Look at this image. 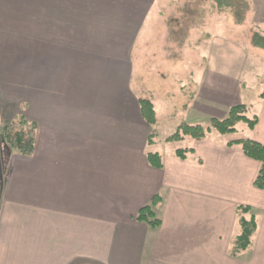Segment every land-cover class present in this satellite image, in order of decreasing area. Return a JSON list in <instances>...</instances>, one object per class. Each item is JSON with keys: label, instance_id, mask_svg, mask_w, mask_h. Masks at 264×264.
I'll return each mask as SVG.
<instances>
[{"label": "crops", "instance_id": "1", "mask_svg": "<svg viewBox=\"0 0 264 264\" xmlns=\"http://www.w3.org/2000/svg\"><path fill=\"white\" fill-rule=\"evenodd\" d=\"M245 1L244 22H228L222 39L204 23L207 8L189 0H0V128L19 117L36 127L31 156L9 149L0 133V264H264V190L254 185L261 163L214 129L171 147L156 108L150 125L140 106L174 79L170 64L184 82L159 95L190 99L203 86L210 106L185 103L180 125L210 124L243 104L239 94L254 90L240 77L264 63L248 36H264V0ZM228 45L243 48L238 80L219 73L235 70L224 64L236 60L223 53ZM259 91L258 105L244 104L258 123L241 129L264 145V85ZM176 149L193 152L181 159ZM155 197L158 228L137 220ZM240 206L257 231L233 257Z\"/></svg>", "mask_w": 264, "mask_h": 264}, {"label": "trees", "instance_id": "2", "mask_svg": "<svg viewBox=\"0 0 264 264\" xmlns=\"http://www.w3.org/2000/svg\"><path fill=\"white\" fill-rule=\"evenodd\" d=\"M253 44L264 50V38L260 35H255ZM141 113L143 118L150 124L156 123V111L151 100L142 99L140 101ZM247 106L244 104L234 106L230 109L228 116L224 119L213 118L210 122V127L206 128L201 125H187L183 123L178 127V130L167 140L171 142H182L185 138L202 141L212 129L220 134L227 136L237 133V125L245 123L253 130L255 129L258 118H249L247 114ZM35 130L34 124L29 123L24 117H19L4 126L1 131V141L11 150L25 156L33 155L35 151ZM229 145H239L249 158L261 163V169L255 187L264 190V145L248 138L241 137L228 142ZM193 152V149H176V155L181 159H186L187 154ZM149 162L152 166L162 168V157L159 153L150 152L148 155ZM159 197L152 200L151 205L144 207L138 214L137 220L149 224L153 228H158L161 221L158 219L154 207L160 202ZM251 211L248 207L240 206L237 209V214L240 218L242 228L241 235L235 240L231 251V256L236 257L241 252L246 251L252 242V238L257 231V223L254 216L250 219L244 217Z\"/></svg>", "mask_w": 264, "mask_h": 264}, {"label": "rangeland", "instance_id": "3", "mask_svg": "<svg viewBox=\"0 0 264 264\" xmlns=\"http://www.w3.org/2000/svg\"><path fill=\"white\" fill-rule=\"evenodd\" d=\"M189 6L195 8V7H200L202 6L204 9L207 8V12L208 13H204V23H209L210 27L213 28V31L211 33L214 34V36H218L222 39H227L226 37L229 36L231 34V25L227 24L228 22H235L237 24H242L245 20V11L247 9L248 3L245 0H189ZM217 11H219V16L217 15ZM213 16V17H212ZM197 15L195 14H191L188 15V20L187 23L190 26H193L194 23H196L197 19H196ZM219 17V18H218ZM218 22V25H217ZM201 25V24H200ZM210 27H208L210 29ZM196 28V25H195ZM205 29H207V27H205ZM192 30V29H191ZM176 34V35H175ZM216 34V35H215ZM173 39L175 41H179V30L178 31H173ZM255 35H260L264 38L263 35H261L260 33H256L255 30H252L251 33L248 35L249 36V40H251V42L253 43V38ZM238 36V35H237ZM241 38L243 39L244 37L241 35ZM247 41V40H246ZM211 42V41H210ZM205 44H207V42L205 41ZM204 44V45H205ZM227 49L226 52H223L226 55H235L236 56V60L234 61H226L227 59H225L224 64L227 66H231V68L234 66L235 70L233 71V69H229V68H222L220 70V75L224 76L227 73H232L235 72L237 74V77L235 79H239V76H241L240 74V68L238 66L243 65V62L238 58L240 57V55H242L243 52V48L240 49H235L233 50V46L228 45L227 47H225ZM220 49H222V47H220ZM201 52L203 55H209L210 51H209V47L208 46H203V48H200ZM171 53L172 56L174 58H178L179 56V49L176 46H172L171 48ZM254 64V63H253ZM168 68V64L165 65ZM245 66V63H244ZM255 66V64L253 65ZM156 67L155 64H153L151 66V69L154 70V68ZM170 70H175L173 71V76L174 79L172 78L171 82L168 79V86L165 88H162V86H156L155 90L156 93H152L151 95H147L146 98H149L150 100L153 101V105H155L156 111H157V116L158 119L163 123L162 128H160L161 133L163 135L166 136H171L170 134H174L176 132V128L177 126H179L182 122L184 115L183 112V106L185 103H189L192 107L196 106L197 104L199 105H203L205 108L210 107L209 104L207 105V102L205 99H203L200 95V91L202 90V87H199L198 93L195 95H190V99H185L184 97H182L181 95L176 94V98H171L170 99H166L164 98L162 95H159L160 92V88L167 89L168 92H171V94L174 93V91L176 90V87L174 86V83L172 84L173 80L180 81V82H184L183 79V70L180 71L175 67L174 65H169ZM166 71H168V69H166ZM206 71H205V75H206ZM172 76V77H173ZM241 81H247L248 83L251 82L253 85L251 86V89L254 90L252 93H241V95L239 94V96H241L242 100H243V104H246L247 102H251L254 105H258L260 102L258 100V96L257 93H261V91H259V87L262 85H264V63L263 64H259L258 66L254 67V69L252 70V72L250 73V75H242ZM206 81V79H205ZM162 85L164 84L163 82H161ZM206 85V82H205ZM150 89H152V87H150ZM143 91L148 90V85L144 86V88H142ZM240 93V92H239ZM193 98V100H192ZM190 100V101H188ZM183 101H185L183 103ZM5 106V105H4ZM222 111V109H220ZM3 110L0 109V115H1V120L4 123V116H3ZM223 114V113H222ZM247 116L249 118H252V112L249 111L247 113ZM201 124V126L203 127H207L209 126V121L208 120H204V122L199 123ZM245 123H240L238 124V130L237 133L235 134H231V135H227L226 138H239L244 136V132H242ZM4 126L2 128H0V133L3 130ZM242 128V129H241ZM1 145V144H0ZM169 145L171 147H179V148H185V146H187L186 143H181V142H171L169 141ZM3 152V151H2ZM1 152V148H0V165L2 163L1 157L3 156ZM3 164V163H2ZM1 180V179H0Z\"/></svg>", "mask_w": 264, "mask_h": 264}]
</instances>
